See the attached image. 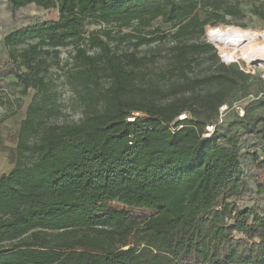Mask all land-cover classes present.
<instances>
[{
    "label": "trees",
    "instance_id": "obj_1",
    "mask_svg": "<svg viewBox=\"0 0 264 264\" xmlns=\"http://www.w3.org/2000/svg\"><path fill=\"white\" fill-rule=\"evenodd\" d=\"M8 2L13 13L33 3L57 8L59 15L4 36L16 83L22 93L32 88L36 95L19 130V153L29 160L0 174V264H264V217L251 208L235 212L228 202L244 188L242 135L223 141L217 129L234 109L226 100L250 74L236 69L235 78L205 75L191 83L194 56L215 48L178 42L168 73L188 86L216 82L223 89L202 97L198 108L185 99L142 102L135 96V67L150 59L110 44L134 39L138 48L164 40L153 28L158 19L175 28L176 38L202 35L208 24L207 33L219 28L225 15L239 16L240 8L229 5L222 14L209 3L203 18L198 0ZM256 14L264 18L262 9ZM90 23L109 27L89 31ZM129 27L135 32H120ZM84 45L99 53L88 54ZM68 46L77 60L72 75L84 92L85 115L78 123H45L44 116L59 110L46 105L51 68L60 66L61 49ZM103 79L110 82L106 89ZM199 110L216 111L217 121L182 114ZM238 117L229 125L240 124ZM257 121L264 124V115L243 124L254 132ZM255 132L264 136L263 127ZM134 209L150 214L139 217Z\"/></svg>",
    "mask_w": 264,
    "mask_h": 264
},
{
    "label": "rangeland",
    "instance_id": "obj_2",
    "mask_svg": "<svg viewBox=\"0 0 264 264\" xmlns=\"http://www.w3.org/2000/svg\"><path fill=\"white\" fill-rule=\"evenodd\" d=\"M214 1V2H213ZM219 5L220 12L224 14L225 7L235 5L240 8L239 16L225 15V21L220 23L219 28L207 33L212 25L206 26L204 34H190L185 37L176 38L173 33L175 28L171 24L162 22L160 19L153 23V28L159 27L164 33V40H156L150 44H144L135 48L134 39L125 41L110 42L119 53L131 52L135 57H145L149 62L135 67L137 79L135 83V96L142 102L168 103L177 99H185L193 108H198L201 98L211 96L215 92L223 89V86L216 82H211L201 86H188L177 76H171L168 70L171 68V47L178 43L205 42L214 46L215 50L207 51L194 56V69L190 72V82L194 77L205 75L237 77L236 69H240L250 74L246 82H241L226 100L227 109L234 108L227 117V120L217 129L223 135V141L229 136L241 134L239 141L242 153V167L244 177V188L228 202L232 205L233 211L243 208H251L264 217V186L261 182V172L264 169V136L255 132L257 127L264 124L258 121L255 123L254 132L250 131L243 123L255 121L260 115H264V106H259L258 101L264 102V68L249 64L245 59L235 57L234 45L238 43L241 32H258L264 30V18L257 15V11H264V0H198V11L202 17H207V5ZM58 9H44L35 4H29L14 13L8 0H0V174L9 172L19 162H27V155L20 156L19 130L22 120L27 115L29 104L36 95V90L30 88L27 93L21 92V87L16 83L13 74V62L8 53V48L4 42V36L11 30L43 20H57ZM105 27L104 24L90 23L89 31H98ZM115 32L118 31L114 27ZM135 28H124L121 33L135 32ZM118 35V33H115ZM121 35V34H120ZM105 39V38H104ZM87 47V53L97 55L99 49ZM74 49L68 46L61 49L62 61L59 67H52L50 72L51 90L50 99L46 105H57L58 112L44 116L45 123H78L86 111L83 103L84 92L82 87L72 75L76 68L77 60L74 59ZM230 61H228V60ZM226 67H234L227 69ZM110 85L107 79L101 81V89H106ZM227 91V89H225ZM98 93V92H97ZM41 94L37 97L38 101ZM259 99V100H257ZM51 100L55 103H51ZM102 110V106H99ZM243 119L240 124L229 125L230 118L238 119L241 111ZM260 113V114H259ZM182 114L195 117L204 121L205 124H212L217 121L216 111L199 110L197 112H186ZM135 115H142L135 112ZM184 116V115H183ZM30 141L33 137H29ZM32 163V160H31ZM116 207H121L119 203H113ZM136 216L143 217L150 212L145 209H134Z\"/></svg>",
    "mask_w": 264,
    "mask_h": 264
},
{
    "label": "bare ground",
    "instance_id": "obj_3",
    "mask_svg": "<svg viewBox=\"0 0 264 264\" xmlns=\"http://www.w3.org/2000/svg\"><path fill=\"white\" fill-rule=\"evenodd\" d=\"M234 45V56L245 59L249 64L264 68V30L241 32Z\"/></svg>",
    "mask_w": 264,
    "mask_h": 264
},
{
    "label": "built area",
    "instance_id": "obj_4",
    "mask_svg": "<svg viewBox=\"0 0 264 264\" xmlns=\"http://www.w3.org/2000/svg\"><path fill=\"white\" fill-rule=\"evenodd\" d=\"M227 110V106L226 105H224V106H222L221 107V111H220V115H221V117L224 115V112ZM244 114V111L242 110L241 111V115H243ZM213 126H207V130L210 132V131H212L213 130Z\"/></svg>",
    "mask_w": 264,
    "mask_h": 264
}]
</instances>
